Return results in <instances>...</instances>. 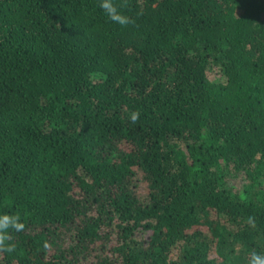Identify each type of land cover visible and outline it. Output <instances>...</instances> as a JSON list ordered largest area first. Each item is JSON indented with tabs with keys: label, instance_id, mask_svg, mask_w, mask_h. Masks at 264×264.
Listing matches in <instances>:
<instances>
[{
	"label": "trees",
	"instance_id": "16d2710c",
	"mask_svg": "<svg viewBox=\"0 0 264 264\" xmlns=\"http://www.w3.org/2000/svg\"><path fill=\"white\" fill-rule=\"evenodd\" d=\"M113 2L0 0V264H248L264 0Z\"/></svg>",
	"mask_w": 264,
	"mask_h": 264
},
{
	"label": "clouds",
	"instance_id": "9594fccd",
	"mask_svg": "<svg viewBox=\"0 0 264 264\" xmlns=\"http://www.w3.org/2000/svg\"><path fill=\"white\" fill-rule=\"evenodd\" d=\"M99 7L111 21L122 27H126L130 23H134L130 17L122 14L113 0H101ZM138 118V111L131 114V121L133 123H135ZM248 223L251 227L255 228L256 225L252 217H249ZM10 230L15 232H22L25 230V223L22 222V218L19 213L0 215V252L15 251L16 245L14 243H6L13 239L10 234ZM44 247L49 248L50 245L45 242ZM248 264H264V254L252 252Z\"/></svg>",
	"mask_w": 264,
	"mask_h": 264
}]
</instances>
